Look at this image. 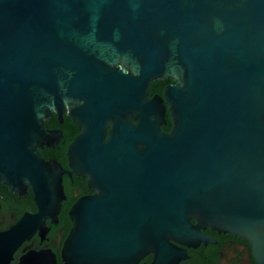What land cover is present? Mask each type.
I'll return each mask as SVG.
<instances>
[{
	"label": "water",
	"instance_id": "95a60500",
	"mask_svg": "<svg viewBox=\"0 0 264 264\" xmlns=\"http://www.w3.org/2000/svg\"><path fill=\"white\" fill-rule=\"evenodd\" d=\"M52 114L79 130L67 170L40 154L60 137ZM64 172L125 208L96 231L72 208L71 260L163 264L171 241L211 226L264 264V0H0V181L31 186L39 222L57 214Z\"/></svg>",
	"mask_w": 264,
	"mask_h": 264
},
{
	"label": "flooded vegetation",
	"instance_id": "af4514ba",
	"mask_svg": "<svg viewBox=\"0 0 264 264\" xmlns=\"http://www.w3.org/2000/svg\"><path fill=\"white\" fill-rule=\"evenodd\" d=\"M172 83L170 79L153 81L149 85L148 97H163L166 86ZM66 117L64 115L59 121L52 114L45 121V128L60 131V137L53 146L44 145L39 149L44 159H55L64 170L68 169L67 146L79 131L72 120ZM165 118L166 122L160 128L168 133L172 126L168 111ZM132 122L135 120L132 119ZM62 188L64 198L57 214L36 222L33 215L39 208L31 186L18 192L0 181V264H81L71 260L65 253L66 240L74 226L71 209L74 210L78 227L83 215L91 212L95 220L94 231L104 226L97 222V218L106 221L107 218L124 215L122 200L108 197L106 188L96 182L89 183L82 175L64 172ZM114 202L118 206L113 207ZM195 222L191 218V223ZM200 236L190 245L171 241L179 253L172 254L163 264H262L255 258L251 243L239 235L204 226L200 228ZM132 258L125 264H152L154 254L150 252L140 256L135 252Z\"/></svg>",
	"mask_w": 264,
	"mask_h": 264
},
{
	"label": "trees",
	"instance_id": "16d2710c",
	"mask_svg": "<svg viewBox=\"0 0 264 264\" xmlns=\"http://www.w3.org/2000/svg\"><path fill=\"white\" fill-rule=\"evenodd\" d=\"M66 118H68V117H66ZM47 120H48V119H47ZM47 120H46V121H47ZM71 125H72V124H71Z\"/></svg>",
	"mask_w": 264,
	"mask_h": 264
}]
</instances>
